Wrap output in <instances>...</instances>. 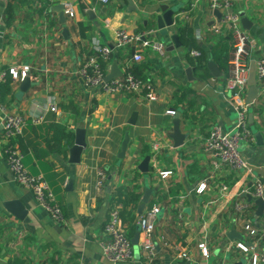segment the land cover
<instances>
[{"label":"crops","instance_id":"0c3cea01","mask_svg":"<svg viewBox=\"0 0 264 264\" xmlns=\"http://www.w3.org/2000/svg\"><path fill=\"white\" fill-rule=\"evenodd\" d=\"M71 1L75 17L62 24L55 10L59 4L49 6L45 14V3L40 8L34 0H0V102L10 113L26 119L23 135L14 143L28 171L47 181L67 221L65 226L53 222L32 192L14 181L4 156L0 116V264H110L101 247L110 210L115 205L122 207L123 224L133 238L138 233L139 209L146 191L152 195L144 212L153 206L161 209L153 236L157 256L150 264L243 263L244 257L231 244L239 241L251 246L254 242L233 204L238 197L250 202L246 196H251L255 178L264 181V87L257 82L261 92L250 104L248 123L254 141L242 145L250 174L232 172L226 166L216 169V159L203 151L204 141L215 125L229 130L237 123L232 94L225 83L232 40L223 28L214 31L221 26V12L212 11L209 0ZM162 2L179 5L170 35L156 34L155 40L166 44V55L141 51L143 61L130 62L137 77L152 82L157 100L132 94L93 95L85 90L78 71L92 54L93 42L114 47L120 29L140 33L155 28L153 16ZM234 11L239 16L245 13L252 23L246 30L257 44L248 61L251 67L264 57V0H236ZM175 34L179 36L178 48H173L171 37ZM187 39L205 54L203 70L194 67L196 58L191 52L196 49L185 43ZM135 51L134 45L115 50L110 62L104 63L106 74L115 62L122 71ZM209 63L220 70V77L212 75ZM25 66L31 68L26 79L33 85L23 93V81L13 80L9 72ZM188 69H192L190 77ZM248 95L249 90L247 102ZM50 104L57 107L56 112L49 109ZM69 106L73 110L66 109ZM168 110L181 113L180 129L187 136L182 147L176 148L171 139L174 118L166 115ZM133 114L136 121L130 125ZM39 118L42 121L34 124ZM55 124L73 134L71 146L62 141V152L52 141ZM81 124L87 131V146L80 163L72 164L69 148ZM256 134L262 136L260 141ZM126 135L130 142L125 158L120 159ZM146 158L150 162L144 173L140 166ZM100 169L107 174L104 192L96 190ZM164 171L173 172L166 181L159 178V172ZM204 181L208 189L197 194ZM221 186H227L229 194L220 193ZM132 194L140 195L138 203ZM13 200L26 207L28 222L4 208V203ZM251 203L257 216L252 219L264 238V216L259 217L256 204ZM233 231L243 240L231 239ZM201 243L207 245L210 258L202 256ZM183 252L189 259L181 257ZM257 252L264 256V239ZM123 264L148 263L140 255Z\"/></svg>","mask_w":264,"mask_h":264},{"label":"built area","instance_id":"2783aa9c","mask_svg":"<svg viewBox=\"0 0 264 264\" xmlns=\"http://www.w3.org/2000/svg\"><path fill=\"white\" fill-rule=\"evenodd\" d=\"M99 3L108 4L110 0H96ZM236 0H209L212 11H220L222 18L219 27H215L214 31L219 32L220 28L229 33L232 40V54L229 60V74L226 79V88L232 94V102L237 113V123L229 130H225L219 125H215L210 132L208 138L203 144V151L210 157L216 159L215 167L222 168L226 166L232 172L243 173L249 175L251 166L246 157L242 154V145L254 141V135L249 127L248 115L250 111V103L247 102V93L249 90L250 67L248 61L252 53L257 49L256 40L243 28L241 17L234 11ZM36 6L44 8L45 14H48V8L52 5H63V11L66 18L73 19L75 17V7L71 0H34ZM158 30L150 29L147 32L130 33L126 29L117 31L114 47L101 44L94 41L92 44V54L87 58L78 74L83 81L85 90L93 95L103 93L110 96H127L129 94L138 97H144L148 101H156L157 95L151 81L145 82L137 77L131 66V63H141L143 55L141 51H150L159 57L166 55V44L155 40ZM201 37L198 36V39ZM134 45L135 53L131 60L125 65L121 71L119 78L106 82V71L104 63L110 62L115 50L126 49ZM195 58H199L201 53L197 50L191 52ZM256 64V80L264 87V57H261ZM30 67L25 66L22 70L12 68L9 72L15 81H23L30 72ZM215 81V79H213ZM49 109L53 112L57 111V107L53 104L49 105ZM166 115L175 118L176 111L168 110ZM0 116L3 128L2 140L4 145V156L9 170L13 174L14 181L21 187L30 190L34 196L37 205L59 225H67V221L61 205L56 201L49 184L43 176H34L25 167L24 156L16 145L15 140L23 135L26 127V119L24 116L10 113L6 107L0 102ZM41 118L34 119L33 123L38 124ZM172 147V144H170ZM155 150H159V145L154 146ZM173 174L172 171L159 172V178L166 181ZM107 184V174L104 169L97 172L96 190L104 192ZM208 189V183L204 181L197 187V194H203ZM227 186L220 187V193L229 194ZM251 196L253 200H264V181L255 178L252 183ZM235 213L243 222L244 231L253 239V245L248 246L244 242H233L231 248L239 252L244 257L241 264H263L264 256L257 252L264 238L259 236L253 219H257L253 209V203L247 202L241 198H237L233 204ZM122 207L115 205L110 210L109 219L104 227V241L101 244L103 257L110 264H123L134 260V245L132 237H130L121 218ZM161 212L159 206H153L139 216L137 225L141 229L140 242L138 248L140 255L143 256L145 262L154 263L157 252L156 244L153 236L156 230V223ZM253 218V219H252ZM229 247V248H230ZM204 258H210V251L205 243L198 245ZM184 259H189L187 253L181 255ZM240 264V263H239Z\"/></svg>","mask_w":264,"mask_h":264},{"label":"water","instance_id":"95a60500","mask_svg":"<svg viewBox=\"0 0 264 264\" xmlns=\"http://www.w3.org/2000/svg\"><path fill=\"white\" fill-rule=\"evenodd\" d=\"M56 12L59 14V18L62 24L66 23V16L63 11V5H59L55 8ZM179 11V5H171L168 2H162L159 4L157 11L154 13V22H155V28L159 31L162 37H167L170 35V28H174L176 26V21L174 19V16ZM218 15V18H220V14L218 12H215ZM241 22L242 26L245 30H250L252 23L250 20L246 17L245 13H242L241 15ZM172 40L174 42L173 48L180 47L179 43V36L173 35ZM172 48V49H173ZM263 53H264V46H263ZM208 69L212 72V75L214 77H220L222 74L220 70L216 67L215 64L209 63ZM122 72L118 66V64L115 62L112 65L111 72L106 77V82H111L121 76ZM187 74L190 77L192 74V69L187 70ZM33 84L29 81V79L23 80L21 84L20 90L23 93H26L30 90ZM261 88L258 87L257 80H256V64L255 62L250 67V75H249V100L248 103H253L254 100L260 95ZM136 121V114L132 115V121L129 122L130 125H134ZM181 113L176 112L174 121H173V134L171 135V139L174 142V145L176 148L182 147L185 144L186 135L182 134L181 129ZM260 134H256V138L261 139ZM130 138L128 135L125 136V139L122 144L121 152L119 155L120 159H124L126 156V152L128 150ZM87 146V131L85 129L84 124H81L75 131V139H74V145L69 148V162L72 164H79L81 161V156L83 154L84 149ZM149 162L150 158H146L144 162L140 166V170L142 172H148L149 168ZM152 195V191H146V193L143 196L142 199V206L139 209L140 215L144 213L145 206L148 205L150 198ZM248 197L250 202H254L257 206V215L259 217L264 216V200L258 199L253 200L252 196H246ZM4 208L12 215H14L16 218H18L21 221L28 222V215L29 212L26 209V207L22 204L19 200H13L8 201L4 203ZM138 233L133 237L132 243L134 245V253L135 257L140 258V251L138 248V244L140 242V233L141 229L138 226ZM229 237L231 239H234L235 237H238L239 239L243 240V236L236 233L235 231L231 232L229 234Z\"/></svg>","mask_w":264,"mask_h":264},{"label":"trees","instance_id":"16d2710c","mask_svg":"<svg viewBox=\"0 0 264 264\" xmlns=\"http://www.w3.org/2000/svg\"><path fill=\"white\" fill-rule=\"evenodd\" d=\"M187 34H191V31H187ZM186 44H191L192 48H195L197 51L199 49H197V47L195 46L194 42L190 39H187ZM200 52V51H199ZM201 56L199 58H196V62L194 63V67L196 68V70H203L206 66V57L205 54L201 51ZM71 106V105H70ZM67 107L66 109H71L73 110V108L71 107ZM53 131L55 132V135L53 136V143L54 145H58L59 146V152H62V141L66 140L67 142V146H71L73 144V134L72 133H66V129L60 125H54L53 127ZM55 129V130H54ZM133 199L136 200V203H138L140 201V195H133L132 194ZM126 203V202H125ZM124 203V205H125ZM132 237V236H130Z\"/></svg>","mask_w":264,"mask_h":264}]
</instances>
